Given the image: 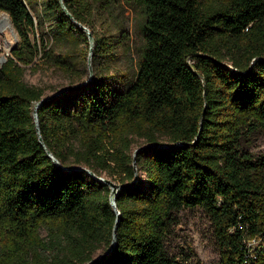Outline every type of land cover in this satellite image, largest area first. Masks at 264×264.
<instances>
[{"label": "trees", "instance_id": "trees-1", "mask_svg": "<svg viewBox=\"0 0 264 264\" xmlns=\"http://www.w3.org/2000/svg\"><path fill=\"white\" fill-rule=\"evenodd\" d=\"M133 4L137 58L122 18ZM0 12L19 37L0 65V264H86L115 224L94 264H185L165 247L184 208L209 217L219 264H264V154L246 146L264 129V0H0ZM40 64L75 85L37 107L42 143L46 94L24 80ZM74 167L123 185L119 215L110 187Z\"/></svg>", "mask_w": 264, "mask_h": 264}, {"label": "rangeland", "instance_id": "rangeland-1", "mask_svg": "<svg viewBox=\"0 0 264 264\" xmlns=\"http://www.w3.org/2000/svg\"><path fill=\"white\" fill-rule=\"evenodd\" d=\"M126 6L127 5L123 6L124 10L122 12V18L130 34V55L137 58L136 52L142 45V35L140 30L142 16L140 7L134 4L128 8H126ZM6 15V13L0 12V65L5 61V57L10 54L11 49L19 43V37L17 36L10 19L9 22L6 19ZM107 23L113 27L112 21ZM101 27L103 26L96 24L94 29L98 33H101ZM87 30L89 31L88 28ZM36 39L39 41V33H37V30ZM89 42V49L91 50L93 42ZM128 64V59H125V62L123 61L120 64V68H123ZM85 65V80L83 84L93 77L91 51L87 56ZM24 80L31 85L42 88L45 91L46 97L58 92L60 94L66 91L69 87L75 86L71 84L70 78L62 71L47 67L44 64L32 68L26 67L24 71ZM80 84L82 83L76 85ZM160 141L165 143L166 138L160 137ZM143 144L144 140L135 139L131 146V153L134 154V152ZM246 146H248L256 155L264 154V129L254 133ZM100 177L116 184L115 181L105 174H102ZM178 217V223L172 228L171 234L165 241L166 251L173 257L184 258L185 264H195L196 260H199L200 264H219V249L211 222L206 213L200 208H184L179 211ZM40 234L42 238H47V232L44 229L41 230ZM105 249V246H101L100 249L95 252L94 256L106 252Z\"/></svg>", "mask_w": 264, "mask_h": 264}, {"label": "water", "instance_id": "water-1", "mask_svg": "<svg viewBox=\"0 0 264 264\" xmlns=\"http://www.w3.org/2000/svg\"><path fill=\"white\" fill-rule=\"evenodd\" d=\"M77 24L81 27V29H83L84 31L87 32V35H88L89 38L92 37V36H91V33L87 30V28H86L84 25H82V24H80V23H77ZM194 55L196 56V55H201V54H200V53H196V54H194ZM73 87H74V86H71V87H69L67 90H71ZM57 94H59V92H58V93H54L53 95L47 96V97H45L44 99H42L41 101H39V102L35 105V108H34V111H33V118H34L35 123H36L37 133H38L39 141H40L41 143H42V139H41V137H40L39 130H38V126H37V124H38V120H37L36 109H37V107H38V106H39V105H40L45 99L51 98V97H53V96H56ZM203 117H204V112H203L202 115H201V118H203ZM141 149H142V148L137 149V150L134 152L133 156L135 157L136 154L138 153V151L141 150ZM45 151H46L47 155L52 159V161H53V162H54L59 168H62V166L58 163V161H57V160L55 159V157L49 152V150H48L47 148H45ZM134 162H135V160H134ZM74 168H80V167H74ZM80 169H81V170H85L87 173H89L90 175H92L94 178H96V179L102 181L103 183L107 184V185L110 187V189H111V193H110V204H111V206L114 208V210L116 211L117 215H119V211L117 210V208H116V206H115L114 198H115V194L117 193L118 189H119L120 187H122L123 185H119V184H117V183L115 184V183H113V182H111V181H109V180H105V179H103V178H101V177H98V176H96V175H95L91 170H89V169H86V168H80ZM135 173H136V172H135ZM116 230H117V224H115L114 229H113V237H112V242H111V244H110L109 249H108L105 253L96 256L94 259H92L91 261H89V262L86 263V264H94V263H96L99 259H101V258L104 257L105 255H107V254L111 251V249H112L113 246L115 245Z\"/></svg>", "mask_w": 264, "mask_h": 264}, {"label": "built area", "instance_id": "built-area-1", "mask_svg": "<svg viewBox=\"0 0 264 264\" xmlns=\"http://www.w3.org/2000/svg\"><path fill=\"white\" fill-rule=\"evenodd\" d=\"M260 242H261V240L258 237H253V238L249 239L248 241H246V245L248 247V253H249L250 257H252V258L256 257V253L254 252V248L256 246H258Z\"/></svg>", "mask_w": 264, "mask_h": 264}, {"label": "bare ground", "instance_id": "bare-ground-1", "mask_svg": "<svg viewBox=\"0 0 264 264\" xmlns=\"http://www.w3.org/2000/svg\"><path fill=\"white\" fill-rule=\"evenodd\" d=\"M6 19L8 20V22H9V16L8 15H6Z\"/></svg>", "mask_w": 264, "mask_h": 264}]
</instances>
